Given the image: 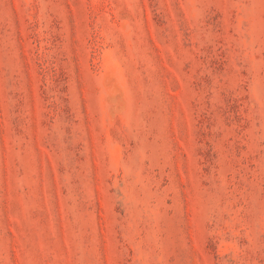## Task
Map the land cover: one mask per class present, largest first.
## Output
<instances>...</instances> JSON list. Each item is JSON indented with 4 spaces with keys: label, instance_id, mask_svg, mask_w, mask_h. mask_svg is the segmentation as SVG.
I'll return each instance as SVG.
<instances>
[{
    "label": "rangeland",
    "instance_id": "1",
    "mask_svg": "<svg viewBox=\"0 0 264 264\" xmlns=\"http://www.w3.org/2000/svg\"><path fill=\"white\" fill-rule=\"evenodd\" d=\"M0 264H264V0H0Z\"/></svg>",
    "mask_w": 264,
    "mask_h": 264
}]
</instances>
